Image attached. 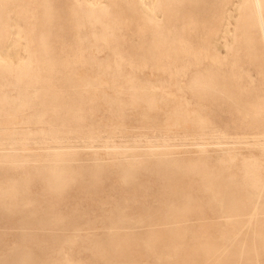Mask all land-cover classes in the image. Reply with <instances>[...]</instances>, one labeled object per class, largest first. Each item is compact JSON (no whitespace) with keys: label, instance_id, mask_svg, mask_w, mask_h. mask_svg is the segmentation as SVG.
Listing matches in <instances>:
<instances>
[{"label":"rangeland","instance_id":"obj_1","mask_svg":"<svg viewBox=\"0 0 264 264\" xmlns=\"http://www.w3.org/2000/svg\"><path fill=\"white\" fill-rule=\"evenodd\" d=\"M0 26V264H264L247 0H0Z\"/></svg>","mask_w":264,"mask_h":264},{"label":"bare ground","instance_id":"obj_2","mask_svg":"<svg viewBox=\"0 0 264 264\" xmlns=\"http://www.w3.org/2000/svg\"><path fill=\"white\" fill-rule=\"evenodd\" d=\"M247 3L252 7V11H253V13H254L257 21H258V27L260 29V35L262 38V42L264 44V0H247ZM1 26H0V34H2L1 31L3 28V27L1 28ZM3 66H5V64L4 65L0 64V68H2Z\"/></svg>","mask_w":264,"mask_h":264}]
</instances>
